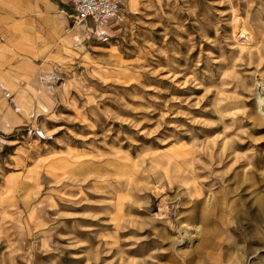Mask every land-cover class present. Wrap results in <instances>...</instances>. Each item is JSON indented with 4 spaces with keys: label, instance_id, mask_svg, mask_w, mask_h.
Instances as JSON below:
<instances>
[{
    "label": "rangeland",
    "instance_id": "rangeland-1",
    "mask_svg": "<svg viewBox=\"0 0 264 264\" xmlns=\"http://www.w3.org/2000/svg\"><path fill=\"white\" fill-rule=\"evenodd\" d=\"M71 13L0 77V264L264 263L220 240L264 197V0Z\"/></svg>",
    "mask_w": 264,
    "mask_h": 264
},
{
    "label": "crops",
    "instance_id": "crops-1",
    "mask_svg": "<svg viewBox=\"0 0 264 264\" xmlns=\"http://www.w3.org/2000/svg\"><path fill=\"white\" fill-rule=\"evenodd\" d=\"M64 1L0 0V77L7 74L12 51L15 55L26 57L24 53L33 49V44H25L26 35L43 34L45 25L49 29L48 34L56 35L58 13L64 22L70 11H73L71 15L75 14L72 6ZM4 39H11L17 46H12L8 41L3 42Z\"/></svg>",
    "mask_w": 264,
    "mask_h": 264
},
{
    "label": "bare ground",
    "instance_id": "bare-ground-1",
    "mask_svg": "<svg viewBox=\"0 0 264 264\" xmlns=\"http://www.w3.org/2000/svg\"><path fill=\"white\" fill-rule=\"evenodd\" d=\"M76 16V14H75ZM78 18V17H77ZM261 85L264 88V80L261 78ZM260 111L262 112V114L264 115V103L261 104L260 106ZM170 179V178H169ZM184 178H180V180H176L177 183L183 181ZM171 183H173V181L168 180ZM182 186L179 185L178 188H180ZM162 191V189H159L158 187L156 188V192L159 194ZM186 192L188 194H190V190L186 187L183 189V192ZM258 190H256L257 192ZM163 193V192H162ZM161 198V197H160ZM163 198V197H162ZM168 203V201L166 200V204ZM195 203H200L198 200ZM206 203V202H204ZM164 204L163 207V212H165V210H167V205ZM198 205V204H197ZM207 205H209V198L207 199ZM230 206V205H229ZM231 207V206H230ZM260 211L258 214H255L251 211V209H247L246 205H244L241 209H239L238 212H236L234 215H232L231 211L232 210H228L227 212V218H225V220H223V226H224V233L221 236L220 240H224L225 242L227 240H231L232 241V245L229 246L228 250H230V252L232 251H236L239 253V250H243L244 248H247V246H245L244 244L238 243L241 236H239V234H235L232 232V229L230 228V222L232 221L233 218L237 219L238 225H239V229L245 231V233L247 234V239L249 241H253L255 239H257V236L261 235V230L264 228V197H262L260 199ZM162 208V207H161ZM228 209V208H227ZM231 209V208H230ZM235 209V208H234ZM253 210V209H252ZM234 211V210H233ZM232 211V212H233ZM166 214V213H165ZM193 216V215H192ZM178 220V219H177ZM176 227V226H175ZM170 228V227H169ZM174 228V227H173ZM228 241V242H229ZM222 242V241H220ZM227 242V243H228ZM234 243V244H233ZM229 245V244H228ZM227 248V247H226ZM224 246L220 245L219 243L213 245L211 247V250L213 249H217L219 251V253H223V249ZM227 250V249H226ZM227 250V252H229ZM196 252V251H195ZM198 252V250H197ZM225 252V251H224ZM228 254V253H227ZM225 255V254H224ZM236 255V254H235ZM233 254V256H235ZM231 257V256H230ZM230 260V259H228ZM223 263V262H222ZM213 264H219L218 261H214Z\"/></svg>",
    "mask_w": 264,
    "mask_h": 264
},
{
    "label": "built area",
    "instance_id": "built-area-1",
    "mask_svg": "<svg viewBox=\"0 0 264 264\" xmlns=\"http://www.w3.org/2000/svg\"><path fill=\"white\" fill-rule=\"evenodd\" d=\"M124 0H68L80 21L98 27L100 36L107 39L109 26L119 19ZM249 264H264L252 261Z\"/></svg>",
    "mask_w": 264,
    "mask_h": 264
}]
</instances>
